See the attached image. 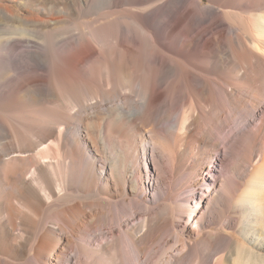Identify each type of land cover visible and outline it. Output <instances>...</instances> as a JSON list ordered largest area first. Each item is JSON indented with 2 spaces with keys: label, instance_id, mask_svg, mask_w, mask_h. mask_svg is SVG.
<instances>
[{
  "label": "bare ground",
  "instance_id": "bare-ground-1",
  "mask_svg": "<svg viewBox=\"0 0 264 264\" xmlns=\"http://www.w3.org/2000/svg\"><path fill=\"white\" fill-rule=\"evenodd\" d=\"M211 1L236 38L217 6L174 0L62 46L63 17L0 0V22L20 19L0 23V61L28 48L8 103L0 79V264H264L249 240L264 232V15L221 11L264 0ZM73 2L79 17L95 0Z\"/></svg>",
  "mask_w": 264,
  "mask_h": 264
},
{
  "label": "rangeland",
  "instance_id": "rangeland-1",
  "mask_svg": "<svg viewBox=\"0 0 264 264\" xmlns=\"http://www.w3.org/2000/svg\"><path fill=\"white\" fill-rule=\"evenodd\" d=\"M13 1L17 2L16 3L17 5H15L17 9H20L18 5L20 6L21 4L23 8L22 13L26 17H29L30 15H34L47 20L63 17L65 21L69 22V24L63 23L59 26L50 29L53 35V39L61 41L62 46H67L70 43L76 42L75 38L72 37V34L74 32L78 33L80 28L87 31L89 26L100 27L102 25L110 24L116 20L124 21L123 25H125L131 31L134 30V28L136 27L141 28L142 25L139 23V21H137L134 18L136 13L147 14V16L153 17L157 11L164 12L167 7V4L168 5L170 4L169 1H174V0H152V2L150 3H147L148 0H135V1L115 0L112 3H109L108 0H95V2L91 5L90 8L83 6V3L81 4L83 10L79 13H83V14L79 17L76 14L78 12L76 11V6L74 5L73 0H13ZM178 1L195 2L196 0H178ZM212 2L213 1L211 0H202L203 6L205 8L213 6L214 8L217 9L218 7V10H216L215 12V17L217 20L214 28L217 30L218 29L226 30L229 34V37L233 39L236 38L237 34H239V30H236L237 29L236 27L229 25L223 19L225 17L224 13L226 14V12L222 13L224 15L223 16L219 11L221 8L217 4H215L214 2L213 4ZM228 10H231L232 13L245 16L250 20H254L256 15L259 16L264 15V5H262L260 9H255L250 5H245L241 7V9L234 10L230 8H226V9L222 8L221 11H228ZM180 11H181L180 13H184L183 9ZM0 23L8 31L17 30V29L20 30V19L18 21L13 22L12 25L9 24L5 25L3 21H1ZM12 27H16V28L12 29ZM22 28L29 30V32L31 31L30 33H32L33 35L40 37L41 40L44 41L43 43H47L50 41V39L45 38V34L43 33L44 31H42L40 28H31L26 26H22ZM142 29L145 31H149L147 27H143ZM206 36L207 37H205V40L212 39L213 32L212 34H208ZM86 41L87 40L84 39L81 43L85 44ZM129 41L130 43L132 42V40ZM19 46H21V48L18 47L15 49V56L18 62L15 63L10 61L9 56H5V58L7 57L6 60L4 59L0 61V79L1 76H3V78L6 76L10 77L9 80H6V84L3 88L5 95L1 99L2 103H8L9 100L8 95L12 93H16L19 89L18 82H20L21 79L20 61L22 59L20 56V52L22 50L28 49L26 47V43H19ZM221 57L229 58V56L225 54V52L221 54ZM62 64H65V62H62ZM37 72L42 75L48 74L47 69H45V67L41 69H37ZM35 73H36V69H32L28 71L26 74L28 75V77H30ZM78 127H79L78 123L75 122V124H73L74 130L69 134L72 133L75 134L76 129ZM69 144H70L69 147L71 148V146L74 143L73 141L70 140ZM247 182H248V178H246L245 181L242 183V185L239 187V191L236 194V201L241 197L242 193L244 192L245 184H247ZM188 222H190V218H188L187 216L184 219V223H188ZM217 227H219V225H215L213 229H216ZM230 232L233 235H236L234 231H230ZM249 238L250 241L258 239L261 244H264V232L261 231L260 227L255 226V228L250 231Z\"/></svg>",
  "mask_w": 264,
  "mask_h": 264
}]
</instances>
